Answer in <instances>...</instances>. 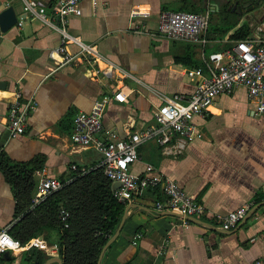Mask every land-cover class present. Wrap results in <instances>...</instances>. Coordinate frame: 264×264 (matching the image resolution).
I'll list each match as a JSON object with an SVG mask.
<instances>
[{"label":"crops","instance_id":"1","mask_svg":"<svg viewBox=\"0 0 264 264\" xmlns=\"http://www.w3.org/2000/svg\"><path fill=\"white\" fill-rule=\"evenodd\" d=\"M26 1L0 0V10L11 6L21 22L0 31V82L5 84L0 87V232L19 239L33 235L30 240L48 246L36 249L40 264H63L58 250L51 248L57 235L32 212V199L37 171L45 168L49 177L68 182L98 165L97 152L71 141L75 115L104 101L103 136L117 139L155 126L153 112L164 98L179 94L186 101L193 92L197 79L189 78L188 70L206 73L224 62V53L236 43L227 40L229 35L247 25L245 40L264 41V11L246 10L235 0H97L96 6L85 1L80 16L67 17L65 30L92 49L67 42L72 61L64 64L60 32L38 14L25 12ZM40 1L47 18L57 23L55 1ZM162 11H208L206 45L159 34ZM17 92L28 112L27 127L23 135L11 138L7 113ZM118 92L125 96L123 103L114 98ZM194 122L201 138L180 142L173 137L164 146L145 142L137 148L131 171L142 175L146 165L152 166L200 202L203 213L188 220L173 210L158 211L154 202L164 196L159 188L148 191L125 204L123 225L100 264L264 261V113L256 114L245 89L237 87L230 95L217 96ZM7 163L14 166L12 172ZM33 168L26 178L25 172ZM109 182L112 190L114 183ZM243 205L248 206L244 218L224 230L220 217ZM136 234L140 237L133 245ZM27 252L0 254V264H35Z\"/></svg>","mask_w":264,"mask_h":264},{"label":"built area","instance_id":"2","mask_svg":"<svg viewBox=\"0 0 264 264\" xmlns=\"http://www.w3.org/2000/svg\"><path fill=\"white\" fill-rule=\"evenodd\" d=\"M54 15L57 23L51 22L46 15L44 4L40 0H28L25 2L24 11L34 12L41 20L53 29L60 32L61 54L60 63L70 64L71 56L66 52L65 44L73 41L82 46L83 50L90 51V45H83L78 38L70 37L65 30L67 17L82 14L81 4L90 1L96 6L97 0H54ZM134 11V15H138ZM21 25V22H18ZM209 12H183L162 11L158 15L157 30L163 37L193 42L205 46L208 42ZM224 62L215 67H208L206 73L200 68L190 69L187 76L197 79L195 88L190 97L184 101L179 94L170 98H164L163 103L153 112L156 125L146 130L129 134L125 139H117L113 136H103L102 117L106 103L97 101L90 112H78L73 123L71 141L74 145L91 148L101 156L97 167L103 170L104 175L118 187L112 190V197L117 202L126 204L148 191L160 189L164 199H156L155 208L158 211L173 210L184 216L202 214L204 208L192 195L188 194L176 181L163 176V174L150 165H146L142 175L132 173L131 166L138 160L137 148L148 141H155L164 146L173 137L178 141L191 142L202 137L194 118L203 116L212 105L214 99L221 95H230L237 87L245 89L248 100L253 102L256 114L264 113V41L254 44L251 41L242 40L236 42L224 53ZM114 98L119 103L125 101L121 92L115 93ZM20 92L16 93V99L10 103L7 113V128L11 138H17L25 133L27 127V110L23 106ZM30 110H34L30 106ZM75 169V167H72ZM38 181L32 205L37 206L47 197L61 190L72 180L62 184L60 181L47 175L43 168L36 172ZM248 206L243 205L221 216V225L224 230L234 228L246 215ZM65 215L62 217L64 220ZM8 236L17 247L13 250L5 247L0 254L25 249H39L45 251L47 243L41 240H29L22 244L6 232H0ZM139 234L133 236L132 244H136ZM52 250H58L57 244L51 246ZM253 264H264L262 260H256Z\"/></svg>","mask_w":264,"mask_h":264},{"label":"trees","instance_id":"3","mask_svg":"<svg viewBox=\"0 0 264 264\" xmlns=\"http://www.w3.org/2000/svg\"><path fill=\"white\" fill-rule=\"evenodd\" d=\"M247 28V25L240 27L227 40H245L249 32ZM100 161L101 157L98 164ZM7 167L11 172L15 169L9 163ZM96 167L32 208V212L38 213L40 218L47 221L45 228L56 233L55 243L63 264H97L103 246L113 235L123 214L125 204L112 197L109 180L104 176L103 170ZM34 171L33 168L25 174L23 171L21 173L29 178ZM64 215L66 218L63 220ZM11 237L25 244L33 235L26 239ZM27 253H30L29 257L36 258L35 264H40V251L32 248Z\"/></svg>","mask_w":264,"mask_h":264},{"label":"water","instance_id":"4","mask_svg":"<svg viewBox=\"0 0 264 264\" xmlns=\"http://www.w3.org/2000/svg\"><path fill=\"white\" fill-rule=\"evenodd\" d=\"M240 1L244 3V7L246 10L247 8H250L252 11H255L256 9L260 8L262 11H264V0H235V4ZM18 22H19V17L11 6H8L0 10V31L2 33H5L9 31L11 28L17 26ZM4 85L5 84L3 82H0V87H4ZM118 186H119L118 183H114L112 190H114ZM185 218L188 220L190 219L189 216H185ZM123 222H124V216L122 217L113 235L108 239V241L103 246L99 254L97 264H100L105 251L116 240L119 231L123 225ZM58 262L61 263V260L58 259Z\"/></svg>","mask_w":264,"mask_h":264},{"label":"clouds","instance_id":"5","mask_svg":"<svg viewBox=\"0 0 264 264\" xmlns=\"http://www.w3.org/2000/svg\"><path fill=\"white\" fill-rule=\"evenodd\" d=\"M5 247L14 250L17 245L8 236L0 234V250H3Z\"/></svg>","mask_w":264,"mask_h":264}]
</instances>
